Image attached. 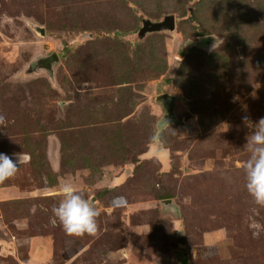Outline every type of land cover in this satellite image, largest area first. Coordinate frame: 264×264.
Segmentation results:
<instances>
[{
  "label": "rangeland",
  "instance_id": "rangeland-1",
  "mask_svg": "<svg viewBox=\"0 0 264 264\" xmlns=\"http://www.w3.org/2000/svg\"><path fill=\"white\" fill-rule=\"evenodd\" d=\"M169 15L173 32L139 36ZM52 53V78L32 69ZM163 93L177 122L155 141ZM0 114L21 160L0 183V264H264L241 168L244 117H264V0H0ZM66 183L94 198L97 235L50 222Z\"/></svg>",
  "mask_w": 264,
  "mask_h": 264
},
{
  "label": "clouds",
  "instance_id": "clouds-1",
  "mask_svg": "<svg viewBox=\"0 0 264 264\" xmlns=\"http://www.w3.org/2000/svg\"><path fill=\"white\" fill-rule=\"evenodd\" d=\"M244 122L251 129V135L247 137L244 145L248 156L241 164L244 187L255 204L264 205V117L254 124L248 117H244ZM4 123L5 117L0 114V126ZM20 163L19 155L9 156L0 152V183L14 177ZM61 195L62 199L51 209L50 222L53 225L59 223L69 236L97 235V218L100 216V211L94 203L87 199L74 183L64 184Z\"/></svg>",
  "mask_w": 264,
  "mask_h": 264
},
{
  "label": "water",
  "instance_id": "water-1",
  "mask_svg": "<svg viewBox=\"0 0 264 264\" xmlns=\"http://www.w3.org/2000/svg\"><path fill=\"white\" fill-rule=\"evenodd\" d=\"M175 28V18L172 15L164 17L160 21H151L149 19L142 20V27L139 30V36L143 37L146 34H153L159 32H173ZM36 32L43 35L42 28H35ZM58 62V56L55 53L49 56L40 57L36 59L32 64V69L37 71H45L51 78L53 76V66ZM179 100L178 96L171 95L169 93H163L155 98V101L162 107L163 116L157 123V135L155 141L159 140V136L162 130L171 122H177V118L174 113L175 102ZM94 201V198L91 199ZM170 201H163L164 205H167Z\"/></svg>",
  "mask_w": 264,
  "mask_h": 264
},
{
  "label": "trees",
  "instance_id": "trees-1",
  "mask_svg": "<svg viewBox=\"0 0 264 264\" xmlns=\"http://www.w3.org/2000/svg\"><path fill=\"white\" fill-rule=\"evenodd\" d=\"M106 192H107V190L102 191L101 193H99V196L100 197L103 196ZM164 197L169 198L168 194H164ZM182 264H185V261H182Z\"/></svg>",
  "mask_w": 264,
  "mask_h": 264
}]
</instances>
